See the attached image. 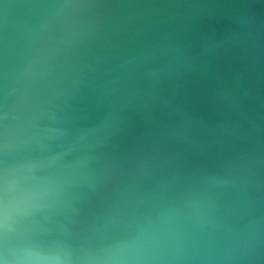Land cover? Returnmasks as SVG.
I'll return each mask as SVG.
<instances>
[{"label": "water", "instance_id": "1", "mask_svg": "<svg viewBox=\"0 0 264 264\" xmlns=\"http://www.w3.org/2000/svg\"><path fill=\"white\" fill-rule=\"evenodd\" d=\"M0 264H264V0H0Z\"/></svg>", "mask_w": 264, "mask_h": 264}]
</instances>
